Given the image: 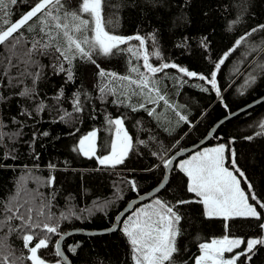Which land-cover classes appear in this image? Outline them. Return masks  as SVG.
<instances>
[{
	"label": "trees",
	"instance_id": "1",
	"mask_svg": "<svg viewBox=\"0 0 264 264\" xmlns=\"http://www.w3.org/2000/svg\"><path fill=\"white\" fill-rule=\"evenodd\" d=\"M35 3L36 0H17L12 5L5 0V8L0 11V26L6 29ZM65 3L75 9L79 0H65ZM103 14L106 28L112 34L140 35L145 38L149 52L160 51L162 59L149 58L153 66L175 63L198 76L188 77L173 68L156 74L153 80L172 107L163 101L146 104V109H154L150 115L145 108L139 107L143 102L141 97L119 95L121 83L126 82L113 81L111 87L117 89V94L102 95L100 89L108 85L111 78L102 80L95 65L79 58L73 61L71 81L66 72L58 71L59 65L51 54L33 52L31 59L37 63L26 65L23 62L28 59L25 53L40 36L36 31L21 29L15 35L21 36L23 44L17 46L14 55L0 46V222L6 215H12L5 213V205L23 183L31 194L50 201L54 216L73 214L67 220H60V234L73 229H107L128 202L161 183L165 174L163 160L201 141L229 113L264 95V71L254 76V83L243 86L249 74L264 62V50L249 51L247 47L248 43L259 46L264 41V30L253 33L235 51H230L235 40L264 25V0H104ZM153 34L155 47L151 40ZM181 44L184 46H179ZM138 46V41L131 40L120 46L124 51L114 50V55H96L94 59L107 73L135 79L132 67L140 65L141 72L146 69L142 67V57H136L127 49ZM226 54L227 59L217 74L220 92L224 93L219 99L211 85L198 77L210 76L215 63ZM54 63L57 64L55 70ZM64 67L69 65L65 63ZM242 72L244 74L232 84ZM36 73H39L38 79H34ZM205 87L207 91L202 90ZM26 89L31 94L20 95ZM77 93L82 111H76ZM41 105L43 111H40ZM133 107L137 110L133 111ZM180 116H185L188 122L180 120ZM116 118L123 119L132 137V149L123 164L111 168L99 166L97 157L111 152L115 126L109 124V120ZM262 124L264 103L223 124L208 146L218 142L224 144L228 155L234 150L239 168L258 201L264 203V135L259 134L264 132ZM191 126L194 127L190 129ZM92 131L97 132V147L96 156L89 158L75 149ZM45 132L48 135H43ZM133 181L134 191L130 183ZM187 183V177L177 164L168 186L158 196L176 206L175 210L182 217L176 239L179 252L173 257L176 264H194L200 255L199 244L215 238L225 235L243 238L244 248L247 240L264 237V229L260 227L264 222V209L257 201L260 220L208 218L203 205L196 202L199 198L187 191ZM181 200L192 202L177 205ZM105 202L107 209L95 210V205ZM36 203L39 204L40 199ZM19 224V220L10 221V225ZM5 235L16 257L30 255L20 233L10 232L6 226L0 228V238ZM39 238L36 237L29 247ZM58 240V235L51 234L47 248L38 251L48 263L65 264L55 255ZM76 245L79 246L75 254L68 251L69 246ZM63 248L73 264H133L129 243L121 230L101 236H73ZM248 255L251 260L241 256L237 264H264V246L257 245ZM11 259L13 257L9 256ZM23 264H31V261L25 259Z\"/></svg>",
	"mask_w": 264,
	"mask_h": 264
},
{
	"label": "snow or ice",
	"instance_id": "2",
	"mask_svg": "<svg viewBox=\"0 0 264 264\" xmlns=\"http://www.w3.org/2000/svg\"><path fill=\"white\" fill-rule=\"evenodd\" d=\"M7 2L14 5L17 0H7ZM4 8L5 0H0V11ZM103 9L104 0H79L75 9L69 8L65 0H36L34 6L22 14L16 22L11 23L6 29L0 26V46L7 48L14 55L17 46L23 44L21 36L15 34L19 33L21 29L36 31L40 39L34 40L32 48L25 53L28 59L23 62L26 65L37 63L31 59L33 52L42 55L51 54L59 65L58 71L66 72L67 79L71 81L73 79V61L79 58L86 63L95 65L99 69L98 75L102 80L111 78L109 84L100 89L102 95L117 94V89L111 87L113 81L126 82V84L121 83L119 95L128 98L133 95L141 97L143 102L139 104L140 108H145V105L149 103L157 104L159 101H163L165 105L172 107L167 99L160 94L156 81L153 80L155 74L168 68L177 69L188 77H197L198 74L175 63H163L159 67L153 66L149 63L150 56H155L159 60L162 59L161 53L158 50L149 52L145 47V38L140 35L123 37L112 34L106 28ZM228 30L231 31V27ZM258 30H264V25L252 29L237 39L230 51H235ZM131 40L138 41L139 46L130 47L127 51L138 58L142 57V67L146 69V72L140 71V65L132 67L131 72L136 74L134 79L132 76L118 77L115 73H107L100 69L94 56L108 57L115 54L114 50L116 52L124 51L120 46L129 44ZM151 40L153 47H155V34L151 36ZM247 47L249 51H262L264 50V41L259 46L248 43ZM225 59H227V54L215 63L210 76L199 75L198 77L206 84L211 85L218 97L221 96V92L217 83V74ZM65 63L69 65L68 68L64 67ZM9 66H14L11 65V57H9ZM52 67L54 70L57 69V64L54 63ZM257 68L264 71V63L258 64ZM38 77L39 73L34 74V79H38ZM255 79L249 74L248 83H254ZM202 90L207 91L208 89L205 87ZM30 94L31 91L27 89L20 93V95ZM120 102L123 103L122 100ZM136 110L137 108L133 107V111ZM145 110L149 111L150 115L154 112V109L145 108ZM40 111H43V105L40 106ZM76 111H82L79 106V93H77ZM61 119L65 118L61 117ZM180 120L188 122L185 116H180ZM109 124L115 126V142L111 144L109 155L97 157V159L100 165L115 167L123 164L132 149V137L126 131L122 118L110 119ZM261 128L264 129V124L261 125ZM259 134L264 135V132ZM43 135H48V133L45 132ZM96 140L97 132L92 131L79 141V147L75 150L92 158L96 155ZM225 151L224 145L207 148L192 155L189 159L178 162L179 171L187 177V191L199 198L196 202L203 205L208 218H222L224 221L238 217L260 220L261 213L255 205L249 203V198L241 189L237 176L228 167H225ZM231 155V163L235 166L234 150H232ZM172 165L173 159L163 160L164 168H171ZM235 170L239 172L238 168ZM239 174L240 176L244 175L243 172H239ZM130 183L133 190H136L135 182ZM248 187L251 188V185L249 184ZM37 199H40L39 204L36 203ZM252 200H256L255 194H252ZM191 202L181 200L177 201V205ZM257 204L261 209H264V203L257 201ZM50 207V201L46 202L42 196L37 197L31 194L23 183L18 186L16 193L5 205V213L12 215H6L5 220L0 222V228L7 226L10 232L20 233L23 246L28 249L30 255L16 257L11 246L7 243V235H5V237L0 238V261L4 264H23V261L27 259L31 261V264H46V261L38 255V251L47 248L51 234L59 236V240L55 243V255L60 257L62 262L66 259L61 249L60 240H63L65 235H70V233L60 234L59 222L69 219L73 214L61 213L59 217H56L51 213ZM175 207L157 197L151 203L132 211V214L122 221L120 230L129 243L133 264H176L173 257L179 252L176 239L180 234L178 225L182 217L175 210ZM11 220H19V226L10 225ZM118 225H120V221H118ZM260 227L264 229V222L260 224ZM36 237H40L38 242L29 247ZM244 243L243 239L229 238L227 235L220 239H212L210 242H202L199 244L200 255L195 258L194 264H237L241 256L251 260V256L248 254L253 253L257 245L264 246V237L249 239L242 252H237L229 258L225 257V253H232ZM78 246H69L68 251L75 254ZM9 256H12L13 259L9 260Z\"/></svg>",
	"mask_w": 264,
	"mask_h": 264
},
{
	"label": "water",
	"instance_id": "3",
	"mask_svg": "<svg viewBox=\"0 0 264 264\" xmlns=\"http://www.w3.org/2000/svg\"><path fill=\"white\" fill-rule=\"evenodd\" d=\"M149 63H150V61H149ZM223 95L224 94H221L219 99ZM263 103H264V95L262 97L256 99L252 103L246 105L245 107H242L236 111L229 113L226 117H224L218 123H216V125H214V127L208 132L206 137H204L201 141L197 142L194 145L180 149L177 152H175L171 157V159H173V165L171 168H167V169L165 168L164 178L161 181V183L159 185H157L155 188H153L152 190L148 191L147 193L138 195L136 198H134L133 200L128 202L126 204V206L122 209V211L117 215V217L115 218V221L111 227H109L107 229H103V230L73 229L71 231L66 232V233H70V235H65V238L63 240H60L61 249L64 252L65 257H66V259L63 262L65 264H73L71 259L68 257L67 253L65 252V250L63 248L64 243L69 238H71L73 236H86V237L101 236V235H108V234L119 231L120 227L122 226V221L124 219H126L132 213V211H134L139 206H141L147 202H150L151 200H153V199L157 198L159 195H161V193L168 186L170 179H171V175L173 173V170L181 159H183L187 156H190L193 153H196L197 151L208 146L211 143V141L215 138L220 127L223 124H225L227 121H229V120H231V119H233V118H235L241 114L247 113L248 111L252 110L256 106L261 105ZM118 221H120V225H118ZM114 228L117 230L112 231L111 229H114Z\"/></svg>",
	"mask_w": 264,
	"mask_h": 264
},
{
	"label": "rangeland",
	"instance_id": "4",
	"mask_svg": "<svg viewBox=\"0 0 264 264\" xmlns=\"http://www.w3.org/2000/svg\"><path fill=\"white\" fill-rule=\"evenodd\" d=\"M264 60V59H263ZM255 61V60H254ZM264 63V62H263ZM251 64H249V66H250ZM249 66H248V68H249ZM242 74H244V72H242L240 75H238V77L234 80V82L232 83V84H234L235 82H237L238 81V79L242 76ZM258 74H261V71L256 67L255 68V71H253L252 72V76H255V75H258ZM249 83H248V80H246V82L244 83V85L243 86H247ZM221 94H224V93H221ZM222 98V97H221ZM124 127H125V125H124ZM194 126H191V128L190 129H192ZM125 129H126V127H125ZM126 131H127V129H126ZM128 132V131H127ZM129 134V133H128ZM115 139H116V136L114 137V142H115ZM96 145H97V140H96ZM220 145H224V144H221V143H215L214 145H211V146H207V147H205V148H203V149H201V150H199V151H197V152H200V151H203L204 149H207V148H212V147H217V146H220ZM225 146V148H226V151H225V158H226V160H225V167H228L229 168V170L230 171H233L234 172V174L237 176V179L240 181V187H241V189L245 192V194L248 196V198H249V203H252L253 205H255L256 207H257V210L259 211V209H258V205L256 204V201H258V197H257V195H256V193H255V191L252 189V186H251V188H249L248 187V185L250 184L249 182H248V180L246 179V176H245V174H244V172L239 168V166H238V164H237V162H236V160H235V166H233L232 165V163H231V160H232V155H228V152H227V146L226 145H224ZM130 152V151H129ZM196 152V153H197ZM196 153H193L192 155H194V154H196ZM129 154V153H128ZM192 155H190V157L192 156ZM96 156V155H95ZM95 156H93V157H95ZM190 157H187V158H185V159H183V160H186V159H189ZM235 158V157H234ZM182 161V160H181ZM105 166H107V167H112V166H108V165H105ZM236 168H238L239 169V172H243V176H240V174H239V172H237L235 169ZM244 181L245 182H247L246 184L244 183ZM251 185V184H250ZM252 194H255V196H256V200H252ZM152 202V200L150 201V202H147V203H151ZM147 203H145V204H147ZM105 204H106V202L105 203H101V204H97V205H95L94 207H95V210L96 211H100V210H103V209H107V207L105 206ZM145 204H143V205H145ZM143 205H141V206H143ZM141 206H139V207H141ZM106 207V208H105ZM138 207V208H139ZM260 212V211H259ZM130 216V215H129ZM220 238H222V237H220ZM220 238H215V239H220ZM229 238H235V237H229ZM236 238H238V237H236ZM240 239H243V238H240ZM253 239V238H252ZM244 240V239H243ZM248 241V240H247ZM247 244V243H246ZM246 244H245V247H246ZM244 245V244H243ZM243 245H241L240 246V248H237V249H235L232 253H225V257L226 258H229V257H232V256H234L237 252H242L244 249H245V247L244 248H242L243 247ZM46 264H51V263H48V262H46ZM56 264H60V263H56Z\"/></svg>",
	"mask_w": 264,
	"mask_h": 264
},
{
	"label": "bare ground",
	"instance_id": "5",
	"mask_svg": "<svg viewBox=\"0 0 264 264\" xmlns=\"http://www.w3.org/2000/svg\"><path fill=\"white\" fill-rule=\"evenodd\" d=\"M237 3V2H236ZM250 4V3H249ZM241 5V4H240ZM245 6V5H244ZM193 11V10H192ZM26 12V11H25ZM256 15V14H255ZM173 16V15H172ZM160 23V22H159ZM178 23V22H177ZM131 24V23H130ZM259 26V25H258ZM246 29V28H245ZM157 31V30H156ZM228 32V31H227ZM213 36V35H212ZM251 39V38H250ZM186 40V39H185ZM236 41V40H235ZM173 43V42H172ZM133 44V43H132ZM157 46V45H156ZM155 49V48H154ZM151 50V49H150ZM160 52V51H159ZM163 53V52H162ZM170 54V53H169ZM255 55V54H254ZM252 56V55H251ZM253 57V56H252ZM151 58H152V56H151ZM174 58V57H173ZM160 60V59H159ZM174 60V59H173ZM163 61H165V60H163ZM166 62V61H165ZM164 63V62H163ZM169 63V62H168ZM154 63H152V65H153ZM182 65V64H181ZM115 68V67H114ZM106 71H108V70H106ZM209 72V71H208ZM238 75V74H237ZM243 75V74H242ZM134 76V75H133ZM178 76V75H177ZM179 77H181L182 78V76H179ZM197 78V77H196ZM179 79V78H178ZM187 79V78H186ZM174 81V80H173ZM181 81V80H180ZM177 84V83H176ZM174 85V84H173ZM178 86V85H177ZM196 89V88H195ZM225 89V88H224ZM176 91V90H175ZM225 102V101H224ZM159 105V104H158ZM180 105V104H179ZM181 108V107H180ZM189 115V114H188ZM188 117V116H187ZM192 123V122H191ZM183 129V128H182ZM104 148V147H103ZM82 154V153H81ZM190 157V156H189ZM119 172V171H118ZM134 191V190H133ZM113 235V234H112Z\"/></svg>",
	"mask_w": 264,
	"mask_h": 264
}]
</instances>
